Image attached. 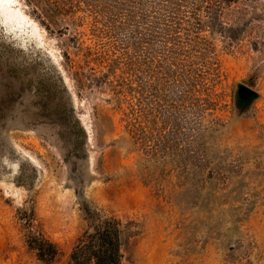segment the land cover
I'll return each instance as SVG.
<instances>
[{"label":"rangeland","instance_id":"rangeland-1","mask_svg":"<svg viewBox=\"0 0 264 264\" xmlns=\"http://www.w3.org/2000/svg\"><path fill=\"white\" fill-rule=\"evenodd\" d=\"M125 4L0 0V264H70L83 203L123 264H264V0L165 31Z\"/></svg>","mask_w":264,"mask_h":264},{"label":"trees","instance_id":"trees-1","mask_svg":"<svg viewBox=\"0 0 264 264\" xmlns=\"http://www.w3.org/2000/svg\"><path fill=\"white\" fill-rule=\"evenodd\" d=\"M239 1L241 0H125L130 7L125 9V19L137 23L142 13L146 16L147 24H157L159 28H162L161 31H165L173 28L172 26L177 23L181 24L186 14L191 11H208L213 13V19L221 20L224 10ZM93 7L98 8L99 5ZM132 11L135 12V17L134 14L131 16ZM82 206L89 221V230L72 249L69 257L70 264H123L122 247L128 236L130 225L105 218L86 203ZM31 245L38 250L39 256L47 263L53 262L58 254L54 245L45 239L41 244L36 241Z\"/></svg>","mask_w":264,"mask_h":264},{"label":"water","instance_id":"water-1","mask_svg":"<svg viewBox=\"0 0 264 264\" xmlns=\"http://www.w3.org/2000/svg\"><path fill=\"white\" fill-rule=\"evenodd\" d=\"M239 98L243 101L252 99L256 93L246 85H240L238 89Z\"/></svg>","mask_w":264,"mask_h":264}]
</instances>
